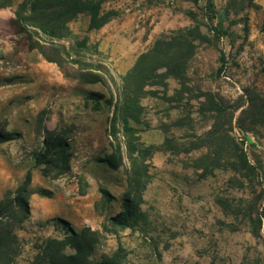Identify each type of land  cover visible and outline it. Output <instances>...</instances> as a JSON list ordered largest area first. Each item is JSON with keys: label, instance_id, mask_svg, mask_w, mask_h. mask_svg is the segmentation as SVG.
I'll use <instances>...</instances> for the list:
<instances>
[{"label": "rangeland", "instance_id": "rangeland-1", "mask_svg": "<svg viewBox=\"0 0 264 264\" xmlns=\"http://www.w3.org/2000/svg\"><path fill=\"white\" fill-rule=\"evenodd\" d=\"M18 1L0 8V133L11 137L0 142V198L31 172L30 212L16 230V263L29 264L41 240L63 239L88 226L101 233L96 261L120 250L125 264H264V216L258 223L264 213V137L242 135L257 168V178L243 185L229 171L204 174L189 166L203 148L176 152L209 128V114L199 112L202 93L233 103L245 87L264 92V0H109L103 11L117 15L98 29L89 30L88 16L78 14L67 23L69 38L39 34L40 42L63 44L79 60L62 66L28 46L13 12ZM184 29L194 35L185 83L168 76L147 87L140 123L134 124L140 141L158 148L149 160L139 214L128 227H113L109 217L121 210L128 161L111 169L103 160L111 151L105 99L116 97L121 77L158 37L173 38ZM84 37L86 49L69 47ZM84 71L99 73L106 83L76 78ZM90 91L104 95L97 106L86 96ZM46 131L62 132L71 146L70 172L58 178L34 165ZM165 138L171 140L168 150L161 149ZM64 252L74 250L67 246Z\"/></svg>", "mask_w": 264, "mask_h": 264}, {"label": "trees", "instance_id": "trees-1", "mask_svg": "<svg viewBox=\"0 0 264 264\" xmlns=\"http://www.w3.org/2000/svg\"><path fill=\"white\" fill-rule=\"evenodd\" d=\"M106 1L109 0H19L13 12L28 46L38 50L48 61L62 66L66 61L79 63V60L73 58L63 44L40 42L39 34L51 40L69 38L67 23L78 14L88 16L89 30L98 29L117 15L112 9L103 11L102 4ZM11 4L12 0H0V8ZM220 28L213 26L212 30L219 33ZM180 32L185 34H177L169 39L164 35L158 37L151 48L142 52L121 77L116 97L105 99L111 108L106 128L111 151L103 160L111 169L122 166L125 158L128 161L125 167L127 187L121 210L109 217V223L113 227H128L131 219L139 214L142 193L150 181L149 160L158 150L153 145H144L134 126L141 120V99L147 92L146 88L160 84V79L168 76L177 78L181 84L185 83L187 63L194 52V35L189 29ZM69 47L76 52L86 49V38L72 40ZM225 64L226 61L223 60L221 68ZM162 70L163 73L160 72ZM76 78L83 82L106 83L103 76L92 71H84ZM86 96L95 102V106L104 98L98 91H90ZM202 96L205 101L200 102L199 112L209 114V128L197 135L196 142L190 148L176 152L203 148L201 154L191 159L189 166L200 169L204 174H211L215 170L229 171L234 175L233 179H238V183L242 185L244 181H254L257 178V168L248 159L242 135L250 133L264 137V92L256 87H245L233 103L211 92L202 93ZM235 129L241 136L234 133ZM10 139L9 133H0V142ZM170 143L171 140L165 138L161 149H170ZM71 158V146L63 133L46 131L42 146L34 155V165L40 166L43 175L58 178L70 172ZM30 181L31 172L28 170L20 184L13 190H6L0 198V264H17L21 242L16 230L21 228L29 216ZM40 194L47 195L44 192ZM101 194L102 199L110 198L108 191L104 189H101ZM259 214L258 223L264 216L263 212ZM103 230L108 231L105 225ZM100 239V231L88 226L80 231H69L63 239H43L36 245L37 252L29 264H125L120 250L104 255L100 261L93 260L94 246ZM67 246L74 252L66 254L64 250Z\"/></svg>", "mask_w": 264, "mask_h": 264}]
</instances>
